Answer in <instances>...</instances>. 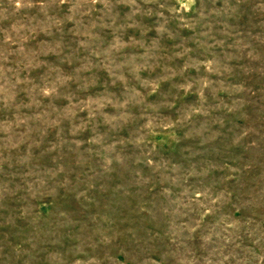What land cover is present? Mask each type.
<instances>
[{
    "label": "rangeland",
    "instance_id": "374dc122",
    "mask_svg": "<svg viewBox=\"0 0 264 264\" xmlns=\"http://www.w3.org/2000/svg\"><path fill=\"white\" fill-rule=\"evenodd\" d=\"M0 264H264V0H0Z\"/></svg>",
    "mask_w": 264,
    "mask_h": 264
}]
</instances>
